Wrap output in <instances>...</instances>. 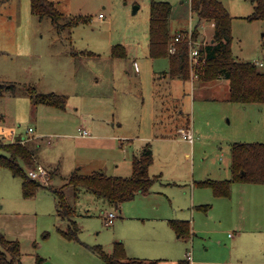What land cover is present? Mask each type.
Returning a JSON list of instances; mask_svg holds the SVG:
<instances>
[{
  "label": "rangeland",
  "instance_id": "374dc122",
  "mask_svg": "<svg viewBox=\"0 0 264 264\" xmlns=\"http://www.w3.org/2000/svg\"><path fill=\"white\" fill-rule=\"evenodd\" d=\"M53 1L61 14L58 24L34 14L30 0L0 1V80L14 84L0 97V124L14 126L17 135L26 138L43 137L33 148L35 154L39 149L35 164H21L26 171L42 163L50 171L39 180L46 186L26 198L22 177L0 166V221L7 236L19 240L21 262L35 264L38 254L43 258L40 264H105L91 246L111 252L116 240L124 243L128 256L156 264H178L187 249L195 258L197 252L207 257L219 253L208 233L177 238L169 219H190L193 227V214L198 224L197 215L211 212L196 204L212 198V189L195 182L231 177L234 142H264V103L231 101L227 79H198L193 68L200 62H190L189 79L172 78L169 57L149 54L150 0ZM165 1L172 5V36L178 30L195 45L211 41V23H198L189 0ZM220 1L232 16L233 55L264 63V19L247 18L254 1ZM196 24L198 35L193 38ZM116 44L123 45L125 56L113 55ZM30 89L64 94L66 107L35 104ZM79 125L115 140L100 138L88 144L79 137ZM180 128L191 129L193 140L185 139ZM26 140L23 143L32 147ZM147 142L153 154L149 174L156 177L147 194L139 192L115 208L85 189L75 194L66 184L73 171L130 175L133 155ZM237 183L264 188V183ZM51 187H61L74 206L77 239H67L59 231L70 221L55 214ZM261 202L258 220L264 226V198ZM109 211L117 215L111 224L105 217ZM223 228L218 236L229 247L234 230L228 223ZM245 242L264 247L259 238Z\"/></svg>",
  "mask_w": 264,
  "mask_h": 264
},
{
  "label": "trees",
  "instance_id": "16d2710c",
  "mask_svg": "<svg viewBox=\"0 0 264 264\" xmlns=\"http://www.w3.org/2000/svg\"><path fill=\"white\" fill-rule=\"evenodd\" d=\"M1 1V0H0ZM190 10L197 16L198 23L202 20L213 22L211 41L199 44V62L194 73L201 81L225 78L228 81L229 99L234 102H262L264 103V67L256 61L239 60L232 52V16L220 0H189ZM253 11L248 19H264V0H253ZM31 10L42 17L49 16L58 24L60 11L53 0H30ZM172 5L165 0H150L149 15V54L151 57H169V75L172 78L189 79L191 75L189 56V36L187 34L173 42L169 27V18ZM75 23L77 20L74 21ZM197 24L190 36L197 37ZM191 37V38H192ZM192 38V39H193ZM174 43L175 50L169 51V46ZM112 53L115 56H125L122 44L113 45ZM204 58V61H202ZM14 88V84L0 80V97L5 89ZM33 103H43L60 109L66 107L67 97L64 94L40 93L34 89L29 90ZM2 118L0 117V120ZM1 125V124H0ZM18 137L13 142H3L0 145L4 152L0 153V166L9 168L13 175L22 177V193L28 198L35 195L40 187H44L39 180L31 178L22 167L21 162L30 166L34 165L35 152L31 146L20 141ZM25 140V137H24ZM153 154L150 143H145L138 155H133L131 160L132 171L128 176L108 175L101 170L89 173L73 171L66 184L72 185L77 194L81 189L90 191L98 197L105 198L115 208L137 193H147L156 177L149 174ZM230 178L203 179L196 181L199 187L209 186L215 196L230 194L233 182L264 183V142H234L231 147ZM50 172V171H48ZM55 170L53 171V173ZM64 184V186L66 185ZM50 184H48L49 186ZM55 192V214L61 218H68L70 223L67 229H59L67 239H77L79 226L73 215L75 208L65 198L63 189L51 187ZM196 207L207 210L210 204H199ZM117 216V215H116ZM174 232L182 238L191 234V224L187 219H169ZM44 234V236H46ZM105 264H156V260H140L127 255L124 243L121 240L113 242V249L107 252L101 245L91 246ZM20 242L16 238L8 237L0 230V264H23L21 262ZM43 258L36 255V263L40 264ZM178 264H190L186 258L180 259Z\"/></svg>",
  "mask_w": 264,
  "mask_h": 264
},
{
  "label": "crops",
  "instance_id": "0c3cea01",
  "mask_svg": "<svg viewBox=\"0 0 264 264\" xmlns=\"http://www.w3.org/2000/svg\"><path fill=\"white\" fill-rule=\"evenodd\" d=\"M210 23L213 27V22ZM80 127L81 126L79 125L78 130ZM82 127L88 130V135L86 136L81 135L79 137L85 138L88 144L94 142L93 140L95 139L98 140L100 138L115 140V137L113 135L106 137L103 134H97V135L92 134L91 127L89 125L88 127L84 125ZM21 137H25V136H21ZM25 140L28 141V143H32V148H34V146L36 145L37 147H39L40 142L38 144L37 141L42 142L43 137L41 136L34 137L33 135V138L28 136L27 138L25 137ZM38 150H36L35 160H37L38 158L37 157ZM43 166L46 168L45 165ZM79 169L81 171V166H79ZM147 193H142V194H147ZM263 198H264V188L250 187L237 183L235 187L230 189L229 195L215 196L213 194L212 198L209 199L203 198L202 200H198L197 201L198 204L196 205L206 204V203H201L202 201H206V200L212 201V204L208 203L210 204V209L212 208V210L211 212H209V210L205 211L206 215H197L198 224L195 223L196 216L193 214V227L191 226V233L196 234V231H198L200 234L203 235L208 233L209 237H213L212 241H214L216 250L219 251V253L210 254V256L207 257L204 256L202 253L197 252V257L195 258L192 255V252L189 249H187L185 258L188 259L187 255L188 252H190L191 258L188 259L189 263L190 264H264V247H260L258 244H255L256 245L255 247L250 246L249 243L247 242L243 244V240L245 239L248 240L250 238H259L261 242L264 244V226L263 223H261L258 220L259 218L258 209L259 207H262L263 209V203L261 202L259 204V199H263ZM194 204L193 206H195ZM210 215L211 218L209 219ZM187 220H189L191 224V220L190 219ZM224 223L230 224L232 226V229L234 230L233 232L234 234L231 235V237L233 238V244H231V246L229 247H226V245H222L220 238L218 236L220 231H224L223 228ZM248 223H252L253 225L252 228L247 227ZM0 230L4 232L6 235H8V231L5 230V228L1 224V221H0ZM175 235L177 238H182L179 237L177 234ZM250 235H253V237ZM254 235H258V236L254 237ZM207 249L208 246L205 247V250Z\"/></svg>",
  "mask_w": 264,
  "mask_h": 264
},
{
  "label": "built area",
  "instance_id": "2783aa9c",
  "mask_svg": "<svg viewBox=\"0 0 264 264\" xmlns=\"http://www.w3.org/2000/svg\"><path fill=\"white\" fill-rule=\"evenodd\" d=\"M180 35L177 34L174 36L173 42L177 41L179 39ZM172 42V44L169 46V51L173 52L175 50V45ZM189 56H190V62H194L197 63L199 62V45H195V43L193 44V42L191 41V39H189ZM202 60L204 61V58H202ZM258 65H263L264 63L261 62H256ZM27 130L29 132H31L33 130L32 126H29L27 128ZM181 135L189 140L192 141L193 140V133L191 131V129H179ZM80 135L86 136L88 135V130L80 127L78 130ZM17 131L15 127L12 126H5L3 124L0 125V140L4 139L9 140L10 142L16 141L17 140ZM21 142H24V137H21ZM48 173L47 169L42 165V164H36V166L34 168L28 169L27 170V174L31 177V178H35V179H43L45 177V175ZM106 217V223L107 224H111L114 220V218L116 217V214L114 213V211H109L107 213V215H105ZM188 259L191 258L190 252H188L187 255Z\"/></svg>",
  "mask_w": 264,
  "mask_h": 264
},
{
  "label": "water",
  "instance_id": "95a60500",
  "mask_svg": "<svg viewBox=\"0 0 264 264\" xmlns=\"http://www.w3.org/2000/svg\"><path fill=\"white\" fill-rule=\"evenodd\" d=\"M136 9H137V7H134V8H133V12H135V11H136Z\"/></svg>",
  "mask_w": 264,
  "mask_h": 264
}]
</instances>
